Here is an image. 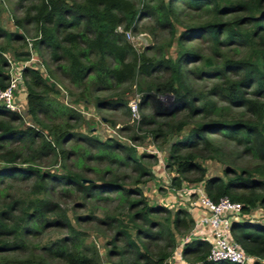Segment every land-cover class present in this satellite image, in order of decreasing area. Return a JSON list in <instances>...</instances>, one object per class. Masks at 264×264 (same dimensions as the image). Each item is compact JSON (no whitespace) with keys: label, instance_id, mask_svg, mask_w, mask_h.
Returning a JSON list of instances; mask_svg holds the SVG:
<instances>
[{"label":"trees","instance_id":"obj_1","mask_svg":"<svg viewBox=\"0 0 264 264\" xmlns=\"http://www.w3.org/2000/svg\"><path fill=\"white\" fill-rule=\"evenodd\" d=\"M15 10L22 11L14 16L21 31L0 25V91L10 83V49L23 64L18 90L24 86L25 113L35 125L24 126L20 113L0 104V264H102L97 246L83 245L80 224L104 234L110 264H172L176 236L194 228L187 209L148 202L141 186L158 160L137 152L132 144L141 137L130 136L127 145L78 130L80 111L52 95L32 65L33 52L43 51L55 65L45 68L48 78L58 73L81 89L78 101L98 109L124 102L99 97L102 91L144 80L139 107L150 112L138 128L156 142L176 137L165 163L177 174L170 186L201 184L212 201L241 203L243 216L232 221L230 236L256 258L251 264H264V220L245 216L264 211V0H16ZM142 18L169 33L174 57L152 47L136 51L125 33ZM165 95L172 96L168 104ZM244 158L249 164L239 163ZM49 159L60 162V173L40 168ZM200 159L223 163L226 179L207 175ZM31 180V196L5 187ZM55 195L85 212L71 217ZM50 229L65 233L46 242ZM209 249L192 238L180 254L191 264H238L208 259Z\"/></svg>","mask_w":264,"mask_h":264},{"label":"rangeland","instance_id":"obj_2","mask_svg":"<svg viewBox=\"0 0 264 264\" xmlns=\"http://www.w3.org/2000/svg\"><path fill=\"white\" fill-rule=\"evenodd\" d=\"M15 2L16 0H0V25L4 27L8 31H21L15 24L14 16H20L22 14L21 10H15ZM185 13L183 17L186 15ZM196 15V13H195ZM137 29L135 31H127L125 33L126 38L130 43L134 46L136 51L142 52L147 47H152L153 50L151 53H154L156 49L162 50L165 55L174 57L175 55V43L171 41V36L167 31H162L154 27V23L150 18H142L137 22ZM155 29L154 37L151 33L152 30ZM29 38V37H28ZM31 39V38H30ZM0 43H3V40L0 39ZM18 47V45H16ZM28 48V44L26 47L18 48L22 50H26ZM34 56L37 61L32 64L37 67L43 75L46 76L48 84L53 87L52 95L56 96V98L64 104L74 106L77 108L82 114V120L80 122V126H78V130L80 132L91 134L97 136L100 139H105L107 137H113L118 139L120 142L131 145L132 142L130 140V136L134 135L135 137H141L138 141H135V146L138 153H148L155 155L157 157V163L153 166V174L156 175L148 182L149 184H145L144 189L146 193V197L149 203L152 204H161L166 206L171 211H175L177 205L183 206L181 208H189L191 205V201L197 199V195L195 193L189 196V201H184L185 203H181V199L186 198V194H188V188L193 185H197L194 183L185 182L179 189H174L170 186L171 178L177 175L174 171H168L165 168V163L167 159L168 152V144L174 140L175 135L169 136L165 142L154 141L147 133V128L143 127L142 130L138 128V122L141 119L142 113H149L150 108L145 111L140 110L139 103L141 102L142 92L140 91V84L144 80L141 78L136 79L135 81L125 84L123 86L116 87L114 90L102 91L98 94L99 97H104L108 100L110 99H121L123 102V106L116 109H98L93 106V104L88 103L84 100L78 101V93L81 89L75 87L71 84L67 79L63 78L58 73H55L53 76V81L48 78L46 75V67L48 66L50 69H53L55 65L51 63L48 52L43 51L42 56H37L35 52ZM150 53V54H151ZM5 56L12 62V66L9 68L13 74L20 70V66L23 65L22 62L16 60L10 49H8L5 53ZM24 63V62H23ZM20 67V68H19ZM145 81H149L145 78ZM21 81L19 85L21 86ZM202 84V83H201ZM20 94L14 99L16 102V108L11 110L20 113L24 126H32L35 125L29 118V116L25 113L26 105H25V88L24 86L20 87ZM172 96L165 95L161 97L164 103H169L170 98ZM137 101L135 112L132 110L133 104L131 101ZM10 109V108H9ZM183 113V112H182ZM190 126H186L183 131H187ZM216 140L221 139L219 136ZM223 146L225 149L231 152H235V147L229 143L223 142ZM53 161V162H52ZM239 163L249 164L250 159L244 158L240 159ZM200 165H202L206 174L209 176H218L222 179H226L224 175L225 165L223 163L217 162L212 159H200L198 160ZM157 165H159V169H157ZM41 169L51 170L54 172L60 173L61 166L60 162L54 161L53 159L47 160V162L43 163L40 166ZM32 185V180L28 182H16V181H7V190L9 193H14L16 195H21L22 197H27L30 195V186ZM141 186V188H143ZM2 187V186H1ZM58 199V201L66 206L70 216L75 213H84L85 211L82 209L73 208L74 199H62V197L58 198V195H55L53 199ZM175 205L176 209L172 207ZM104 204H99V214L101 213V208L103 209ZM189 211V210H188ZM263 218L264 220V211L259 209L251 210L250 218ZM197 218L194 219L196 222ZM78 229L82 232H85V238L83 245L92 246L95 244L100 253L102 264H110L105 255V247H104V234H101L98 229L95 228L93 224H80L78 225ZM65 233L62 230L50 229L45 232V236L42 238L44 241L53 240L54 238L63 235ZM180 245V244H179ZM178 245V246H179ZM173 257V256H172Z\"/></svg>","mask_w":264,"mask_h":264},{"label":"built area","instance_id":"obj_3","mask_svg":"<svg viewBox=\"0 0 264 264\" xmlns=\"http://www.w3.org/2000/svg\"><path fill=\"white\" fill-rule=\"evenodd\" d=\"M29 61L24 62L27 64ZM13 64H10V67ZM11 69V68H10ZM21 79V75L16 72L10 71V83L3 90L0 91V104L7 108H16V102L14 99L18 90V80ZM130 103L133 104L132 110L135 112L137 101L133 100ZM195 193L197 195L196 201L199 207L202 208L203 213L197 217L194 223L193 230L181 237L179 240L180 246L186 243L192 238H201L206 240L210 244L208 259L214 261L225 260L229 262H235L238 264H251L256 258L244 252L239 245L230 236V227L234 219L240 218L242 215V205L239 202L231 201L227 197H222L218 201H212L207 197L203 191L202 186L193 185L188 188V194ZM193 203V204H194ZM251 212L247 215L250 216ZM202 228L208 231V235H202L198 233ZM191 264V263H183Z\"/></svg>","mask_w":264,"mask_h":264},{"label":"crops","instance_id":"obj_4","mask_svg":"<svg viewBox=\"0 0 264 264\" xmlns=\"http://www.w3.org/2000/svg\"><path fill=\"white\" fill-rule=\"evenodd\" d=\"M157 169H159V165H157ZM154 175H156L155 172H154ZM149 183H150V182H149ZM149 183L147 182V184H149ZM144 186H145V185H144ZM144 186H143L142 189H143V191H144V193H145ZM145 195H146V193H145ZM189 196H190L189 194H186V198H185V199L180 198L181 201H182L181 203H185L184 201L187 202V200L189 199ZM188 201H189V200H188ZM194 201H196V200L193 199V201H191V205H190L189 208H185V209L189 210V212H190V214H191L193 220L196 219L200 214L203 213L202 208L199 207V205L197 204L198 202L194 203ZM193 203H194V204H193ZM172 207H174V209H176V208H181V207H183V206H180V207H179V205H177V207H176L175 205H173ZM175 207H176V208H175ZM194 223H195V222H194ZM198 233H200V234H202V235H205V236L209 234L208 231H205V230H203L202 228L199 229ZM180 239H181V236H180V235H177V236H176L177 248H176V250H175V253L173 254V257L170 259L172 264H183V263H185V261L182 259L181 254H180V249H181V246L179 245V240H180ZM178 245H179V246H178Z\"/></svg>","mask_w":264,"mask_h":264},{"label":"clouds","instance_id":"obj_5","mask_svg":"<svg viewBox=\"0 0 264 264\" xmlns=\"http://www.w3.org/2000/svg\"><path fill=\"white\" fill-rule=\"evenodd\" d=\"M197 185H200L201 186V184H197Z\"/></svg>","mask_w":264,"mask_h":264}]
</instances>
